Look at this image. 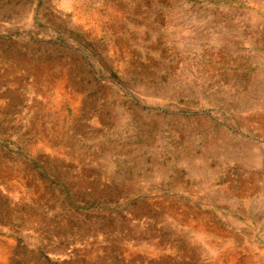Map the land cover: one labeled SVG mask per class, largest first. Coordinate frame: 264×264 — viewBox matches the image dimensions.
I'll use <instances>...</instances> for the list:
<instances>
[{"label":"rangeland","instance_id":"rangeland-1","mask_svg":"<svg viewBox=\"0 0 264 264\" xmlns=\"http://www.w3.org/2000/svg\"><path fill=\"white\" fill-rule=\"evenodd\" d=\"M263 206L264 0H0V264H252Z\"/></svg>","mask_w":264,"mask_h":264},{"label":"crops","instance_id":"crops-1","mask_svg":"<svg viewBox=\"0 0 264 264\" xmlns=\"http://www.w3.org/2000/svg\"><path fill=\"white\" fill-rule=\"evenodd\" d=\"M263 165V164H262ZM261 170V169H260ZM261 208H263L261 211H260V215H259V217L260 218H262V219H264V206L263 207H261ZM264 253V252H263ZM263 253H261V252H258L257 254H255L254 256V259H253V262H252V264H255V262H256V264H264V254Z\"/></svg>","mask_w":264,"mask_h":264}]
</instances>
